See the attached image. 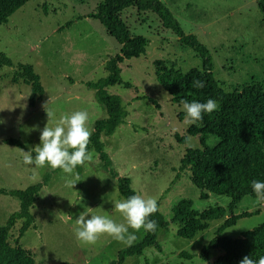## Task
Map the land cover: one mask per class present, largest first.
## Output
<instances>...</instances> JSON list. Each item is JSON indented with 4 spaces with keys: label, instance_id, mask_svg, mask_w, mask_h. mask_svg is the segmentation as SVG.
Masks as SVG:
<instances>
[{
    "label": "rangeland",
    "instance_id": "obj_1",
    "mask_svg": "<svg viewBox=\"0 0 264 264\" xmlns=\"http://www.w3.org/2000/svg\"><path fill=\"white\" fill-rule=\"evenodd\" d=\"M101 1L29 0L0 25V52L13 62L12 67L0 71V187L24 189L40 182L51 170L22 162V150L37 146L40 131L52 124L47 122L46 111L52 110L59 118L64 113L86 110L92 131L94 122L106 117L94 90L85 84L104 77L105 62L119 51V45L99 21L86 17ZM159 1L172 12L185 34H194L206 46L212 56L214 77L225 91L252 80L264 87V22L255 0ZM122 17L131 34L143 36L148 44L144 55L120 64L122 84L106 88L120 97L127 117L101 141L119 176L130 178L137 195L155 198L158 211L169 223L167 229L157 233L160 250L148 247L142 255L128 257L124 264H207L199 252L223 220L210 222L205 231L185 240L177 237V225L171 223L172 208L182 199L191 200L198 211L215 205L225 207L229 198L209 193L207 199H200L187 170L175 178L186 149L201 145L198 137H188L185 144L176 140V134H186L187 117H179L184 112L182 106L171 103L155 76L158 67L180 73L200 68V60L191 49L181 46L176 36L163 31L155 15L127 9ZM19 63L32 65L44 88L34 106L28 104L30 87L21 80L12 82ZM127 83L131 87H125ZM10 138L20 140L24 148L3 142ZM216 141L209 136L206 144L213 146ZM90 152L92 158L82 166L81 180L73 188L67 185L69 177L62 171L54 173L30 210L35 226L18 243L41 264H109L127 247L108 234H101L94 245L84 244L75 236L76 218L81 212L125 222L115 209V203L123 200L116 181L97 153ZM18 207L16 198L0 194V226ZM245 211L258 213L238 220L222 235L236 238L264 223V201L244 197L234 213ZM21 223L18 221L10 231V244H14ZM135 235L132 244L142 239L144 230ZM181 252L192 258L186 259ZM218 254L211 251L208 261L213 262Z\"/></svg>",
    "mask_w": 264,
    "mask_h": 264
},
{
    "label": "trees",
    "instance_id": "obj_2",
    "mask_svg": "<svg viewBox=\"0 0 264 264\" xmlns=\"http://www.w3.org/2000/svg\"><path fill=\"white\" fill-rule=\"evenodd\" d=\"M29 0H0V25L6 24L8 18ZM264 22V0H255ZM135 9L141 13L155 15L163 31H168L178 39L183 47L193 51L200 60L201 67H193L185 73L173 69L157 68L155 76L161 87L167 92L171 103L182 106V101L195 100L206 102L211 98L217 101L219 108L202 115V121L189 126L183 136L175 135L176 140L185 144L188 137H198L201 148H188L180 159L178 172L189 171L190 180L199 190L200 199H207L209 193L229 198L224 206L215 205L202 211L193 208L192 201L182 199L172 208L171 223L177 225V237L192 240L205 231L212 221L223 220L216 228L215 236L205 244L199 257L207 264H240L245 256L254 260L264 256V223L241 233L236 238L222 235L227 228L234 226L238 220L251 217L258 211L234 213L237 205L246 197L256 198L252 191L253 180L264 181V87L252 80L238 89L227 92L215 79L212 56L206 46L194 34H185L172 12L159 0H102L93 13L86 17L96 19L104 27L106 33L119 45V51L107 59L104 69L107 74L95 82H86V86L94 90V98L106 111V117L94 122L88 150L97 153L98 158L110 176L115 179L119 195L125 199L137 195L128 177L119 176L113 168L111 159L104 151L102 136L112 135L116 128L125 122L127 111L118 95L110 94L106 88L122 84L120 64L124 60L138 58L145 54L148 41L140 35H132L122 12ZM12 60L0 52V71L3 67H12ZM12 82L19 80L30 87L28 104L34 106L42 98L44 88L34 67L29 64H16L12 74ZM195 81H202L204 86L197 88ZM125 87H131L129 83ZM179 117H186L182 112ZM214 136L215 145L208 146L206 140ZM4 143L24 148L17 139H6ZM34 155V153H33ZM61 170L51 169L41 181L24 189H5L0 187V194L14 197L19 202L18 209L10 214L4 225L0 226V264H41L19 243L24 233L35 226V218L31 208L43 186L51 176ZM82 166L76 172L81 174ZM150 220L156 222L155 231H145L142 239L121 249L116 259L109 264H124L128 257L140 256L148 247L160 250L157 242L159 230L167 229L169 223L162 214L153 213ZM21 221L14 244L9 243V233L15 224ZM211 251H218V256L209 262ZM186 259L192 256L180 253ZM57 264H73L60 262Z\"/></svg>",
    "mask_w": 264,
    "mask_h": 264
},
{
    "label": "clouds",
    "instance_id": "obj_3",
    "mask_svg": "<svg viewBox=\"0 0 264 264\" xmlns=\"http://www.w3.org/2000/svg\"><path fill=\"white\" fill-rule=\"evenodd\" d=\"M194 86L202 88L204 84L202 81H195ZM218 108L217 101L211 98L206 102L182 101V110L186 113L188 126L197 124L202 121L203 114L211 113ZM46 114L47 122L52 121V124L40 131V143L37 146L29 151L22 150V162L25 165L39 168L47 166L61 170L65 176L69 177L66 181L67 185L73 188V185L81 180L76 172L77 167L83 166L92 158L88 150L92 134V129L88 125L89 114L86 110L75 111L71 114L64 113L59 118H56L52 110L46 111ZM0 123H3V120H0ZM251 187L256 197L264 201V181L253 180ZM115 209L124 218V223H117L107 215L81 212L76 218L78 227L75 230V236L77 240L84 244L94 245L101 234H108L114 240L131 246L136 239L137 231L141 229L155 231L157 227L156 222L149 219L153 213L158 211L155 198L131 195L117 201ZM240 264H264V256L257 260L245 256Z\"/></svg>",
    "mask_w": 264,
    "mask_h": 264
},
{
    "label": "crops",
    "instance_id": "obj_4",
    "mask_svg": "<svg viewBox=\"0 0 264 264\" xmlns=\"http://www.w3.org/2000/svg\"><path fill=\"white\" fill-rule=\"evenodd\" d=\"M43 96V95H42Z\"/></svg>",
    "mask_w": 264,
    "mask_h": 264
}]
</instances>
